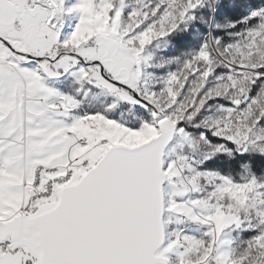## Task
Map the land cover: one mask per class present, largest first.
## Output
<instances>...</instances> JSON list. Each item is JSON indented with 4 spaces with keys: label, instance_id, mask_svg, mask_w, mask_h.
I'll use <instances>...</instances> for the list:
<instances>
[{
    "label": "snow or ice",
    "instance_id": "obj_1",
    "mask_svg": "<svg viewBox=\"0 0 264 264\" xmlns=\"http://www.w3.org/2000/svg\"><path fill=\"white\" fill-rule=\"evenodd\" d=\"M0 264H264V0H0Z\"/></svg>",
    "mask_w": 264,
    "mask_h": 264
}]
</instances>
